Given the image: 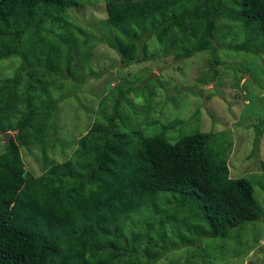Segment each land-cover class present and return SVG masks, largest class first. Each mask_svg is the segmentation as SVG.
Segmentation results:
<instances>
[{"label":"trees","instance_id":"obj_1","mask_svg":"<svg viewBox=\"0 0 264 264\" xmlns=\"http://www.w3.org/2000/svg\"><path fill=\"white\" fill-rule=\"evenodd\" d=\"M90 1L0 0V60H19L11 76L0 77V264H158L181 247L183 261L165 264H207L202 242L225 241L263 215L252 181L230 176L232 142L222 132L196 130L171 141L166 130L179 118L146 134L120 105L131 107V91L147 98L148 87L117 86L72 154L56 161L47 151L55 112L71 94L54 95L52 86L69 79L75 91L95 73L87 51L97 43L128 66L154 55L151 41L175 63L209 51L214 81L215 52L226 47L216 37L219 20L238 27L229 48L264 54V0H101L103 39L70 21L69 11ZM37 144L43 171L36 176L21 148Z\"/></svg>","mask_w":264,"mask_h":264},{"label":"rangeland","instance_id":"obj_2","mask_svg":"<svg viewBox=\"0 0 264 264\" xmlns=\"http://www.w3.org/2000/svg\"><path fill=\"white\" fill-rule=\"evenodd\" d=\"M104 8L101 0H92L84 7L71 9L69 18L83 30V35L103 39L107 34L103 25ZM237 28L231 20L218 21L216 37L220 46L226 47L215 52L218 65L214 81L209 80L212 59L209 51L175 63L172 55L156 52V43L151 41L150 52L154 55L147 61L120 66L115 50L105 43H97L87 51L95 73L88 74L75 91L73 81L60 82V78L51 91L54 95L71 94L60 100L55 112L53 144H49L47 151L48 157L56 161L72 154L77 139L91 126L102 107V100L115 96L117 86L148 87L147 98L141 90L131 91L127 95L131 107L120 105L129 121L145 126L146 134H156L163 130L162 123L179 118L182 123L166 130L171 141L196 130L222 132V137L232 142L227 150L230 176L252 181L253 195L263 215L235 230L225 241L209 238L205 244L202 242L207 264H260L264 258V169L261 164L264 161V54H247L229 48L238 41L234 34ZM18 64L17 58L0 60V77L11 76ZM35 77L39 75L35 73ZM151 77L155 78L150 80ZM25 79L31 80V75H24V82ZM105 103V111L109 113L111 102ZM5 139L0 133V152L4 150ZM41 147L37 144L21 148L26 170L36 176L43 171ZM186 251L184 247L171 249L158 264L171 260L182 262Z\"/></svg>","mask_w":264,"mask_h":264},{"label":"water","instance_id":"obj_3","mask_svg":"<svg viewBox=\"0 0 264 264\" xmlns=\"http://www.w3.org/2000/svg\"><path fill=\"white\" fill-rule=\"evenodd\" d=\"M260 264H264V258H263V260L261 261V263Z\"/></svg>","mask_w":264,"mask_h":264}]
</instances>
